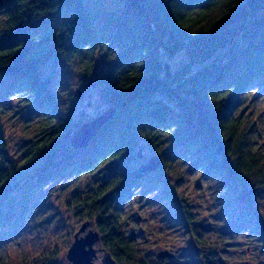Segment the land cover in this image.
I'll return each instance as SVG.
<instances>
[{
    "label": "trees",
    "instance_id": "obj_1",
    "mask_svg": "<svg viewBox=\"0 0 264 264\" xmlns=\"http://www.w3.org/2000/svg\"><path fill=\"white\" fill-rule=\"evenodd\" d=\"M71 59L112 111L83 148L71 139L88 120L65 117L53 90L54 66ZM254 86L264 87V0H0V112L6 101L30 106L36 129L24 156L13 159L0 123V229L7 227L0 248L9 228L36 217L33 207L46 189L108 166L109 178L79 201L82 210L90 206L86 218H95L117 264H168L169 257H141L130 240L135 233L117 227L123 216L106 200L158 173L163 197L192 226L178 193L186 168L206 175L214 194L238 211H249L239 224L264 251V143L255 111H248ZM143 146L160 160L152 173L140 163ZM190 233L196 248L204 245L200 233ZM53 257H0V264H52ZM203 258L201 264H215Z\"/></svg>",
    "mask_w": 264,
    "mask_h": 264
},
{
    "label": "rangeland",
    "instance_id": "obj_2",
    "mask_svg": "<svg viewBox=\"0 0 264 264\" xmlns=\"http://www.w3.org/2000/svg\"><path fill=\"white\" fill-rule=\"evenodd\" d=\"M174 59L182 60L183 54H177ZM51 75L53 90L65 117L76 121L79 118L91 121L106 111L107 107L98 96V87L78 61L71 59L67 64L58 62ZM251 92L252 105L248 111L254 109L262 133L259 139L264 143V87L254 86ZM6 102L4 112H0V123L7 141V154L13 159H19L24 156L36 131L33 128L35 125L29 121L33 116V108L23 106L18 101ZM141 152L144 159L140 163L145 164L153 155L145 146ZM111 171L112 167L104 166L98 173L68 178L46 189L33 207L36 217L20 219L15 227L7 230L9 234L3 237L0 257L20 262L28 258H41L42 254H54L52 264H71L66 254L75 233L84 223L88 225L79 236L89 230H96L95 218H86L90 206L80 209L79 200L89 196L90 187L109 178ZM183 172V178L178 181V193L188 208L192 226L182 220L177 204L163 197L162 185L165 182L157 183L158 173L129 183L127 192L121 197L119 194L126 188L123 185L118 195L106 200L112 205L117 204L123 216V219H118L117 227L126 236L135 233L130 240L137 242L141 257L147 255L155 259L158 252L168 250L173 253L172 257L163 259L168 264H201L203 257L215 264H264V251L257 246L255 234L245 225L239 224L241 220L249 221V217H245L249 211L240 212V208L228 204L226 198L214 194L209 184L211 180L206 175L187 173V168ZM172 181L175 179L172 178ZM260 203L264 213V195ZM47 215L52 217L44 222L43 218ZM4 229H0V235ZM190 229L201 234L205 240L204 245L196 248ZM94 247L99 250L94 264H102V240Z\"/></svg>",
    "mask_w": 264,
    "mask_h": 264
},
{
    "label": "water",
    "instance_id": "obj_3",
    "mask_svg": "<svg viewBox=\"0 0 264 264\" xmlns=\"http://www.w3.org/2000/svg\"><path fill=\"white\" fill-rule=\"evenodd\" d=\"M112 111L108 110L101 115L95 117L91 121L83 123L76 134L71 139V145L74 148H83L88 142L100 131L105 123L110 119ZM138 156L141 157V149L138 151ZM160 165V160L157 157H150L144 164L143 171L147 173L154 172ZM140 216L138 217L139 220ZM88 223L82 224L79 231L74 235V241L67 251L66 258L71 264H94V259L97 257V249L94 245L100 241V234L96 230H89L85 235L83 233ZM158 257H172L173 253L168 250L158 252ZM102 264H117L111 254L104 250L101 257Z\"/></svg>",
    "mask_w": 264,
    "mask_h": 264
},
{
    "label": "flooded vegetation",
    "instance_id": "obj_4",
    "mask_svg": "<svg viewBox=\"0 0 264 264\" xmlns=\"http://www.w3.org/2000/svg\"><path fill=\"white\" fill-rule=\"evenodd\" d=\"M144 164V163H143ZM101 239V238H100ZM98 251L99 250H97V257L94 259V261L98 258ZM104 251V248H102V249H100V252H103Z\"/></svg>",
    "mask_w": 264,
    "mask_h": 264
}]
</instances>
